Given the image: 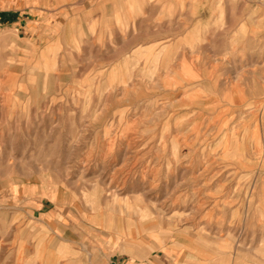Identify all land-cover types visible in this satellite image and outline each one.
I'll use <instances>...</instances> for the list:
<instances>
[{"label":"rangeland","instance_id":"rangeland-1","mask_svg":"<svg viewBox=\"0 0 264 264\" xmlns=\"http://www.w3.org/2000/svg\"><path fill=\"white\" fill-rule=\"evenodd\" d=\"M38 1L0 0V16ZM105 1L99 12L117 18L105 23L131 32L137 1ZM172 1L157 0V46L149 20L138 36L60 54L1 32L0 264H35L25 252L38 235L29 242L30 195L59 190L103 240L83 239L68 264H105L100 252L123 245L140 244L144 258L167 242L186 246L184 264H264V60L252 59L264 43L233 46L248 59L232 68L198 46L173 47L184 29L166 19ZM247 2L251 18L264 13V0ZM91 9L74 22L91 23Z\"/></svg>","mask_w":264,"mask_h":264},{"label":"crops","instance_id":"crops-1","mask_svg":"<svg viewBox=\"0 0 264 264\" xmlns=\"http://www.w3.org/2000/svg\"><path fill=\"white\" fill-rule=\"evenodd\" d=\"M109 1L111 6L115 5V0ZM123 1L125 3V0ZM136 1L133 7L134 17L128 19L125 14L119 17L122 23L127 19L134 21V24L129 26L131 32H125L124 23L122 28L115 26L111 28L105 23L110 19H117L114 15L99 12L97 7L106 3L105 0H39L38 7H33L34 12H7L8 14L3 16L5 22L3 31L16 32L28 51H39L43 43L45 51L57 45V53L60 54L68 46L88 42L104 43L99 40L103 37L108 41V38L112 36H138L141 33L138 32V28L141 29L139 23L149 20L151 31L150 40L147 43L150 46H157L159 43L157 0H145L147 4L145 6H141L142 0ZM85 5L92 6L89 10L95 14L92 22L75 23V18L71 14H78L81 7ZM247 6V0H173L170 5L171 11H169L171 15L166 19L175 21L173 27L183 28L184 31L176 36L171 46H198L199 52L208 53L214 60L223 56L230 62L231 68L233 62L247 61L245 59L248 57L238 56L240 47L233 46L245 45L247 40L249 43L254 40L259 44L264 43V13L258 12L263 9V6L257 7L258 14L254 17L252 15L253 18H251V12H247ZM148 7L150 15L143 17ZM111 13L115 14V11L111 10ZM197 32L199 34L196 36ZM7 33L1 36V42L6 41ZM218 46L223 48L218 49ZM181 50L190 52L188 47H182ZM225 55L229 57L225 58ZM254 57L256 60H264L263 56H252V59ZM233 69L235 72L238 70L237 66ZM65 194L64 190H59L54 199H51V195H30L28 218L32 224L28 228L31 231L29 242L34 229L37 230L38 235L36 242L28 243L25 252L28 253L27 259L35 264H68L74 262L73 257L78 253L76 245L82 243L83 239L89 244L97 242L94 239L103 242L102 237L86 232L84 221L78 223L80 218L78 219L72 208L75 204L68 203ZM92 231L102 236L104 234L94 229ZM124 249L123 245L119 252L109 249L107 253L98 251L103 254L99 258L105 264H184L188 258V250L180 242H167L144 258H141L140 244L135 245V250L130 253L123 252Z\"/></svg>","mask_w":264,"mask_h":264},{"label":"built area","instance_id":"built-area-1","mask_svg":"<svg viewBox=\"0 0 264 264\" xmlns=\"http://www.w3.org/2000/svg\"><path fill=\"white\" fill-rule=\"evenodd\" d=\"M4 26H5L4 19L0 16V34L3 31Z\"/></svg>","mask_w":264,"mask_h":264},{"label":"bare ground","instance_id":"bare-ground-1","mask_svg":"<svg viewBox=\"0 0 264 264\" xmlns=\"http://www.w3.org/2000/svg\"><path fill=\"white\" fill-rule=\"evenodd\" d=\"M145 82V81H144Z\"/></svg>","mask_w":264,"mask_h":264}]
</instances>
